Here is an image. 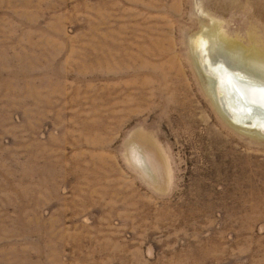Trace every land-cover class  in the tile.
<instances>
[{"label":"rangeland","instance_id":"374dc122","mask_svg":"<svg viewBox=\"0 0 264 264\" xmlns=\"http://www.w3.org/2000/svg\"><path fill=\"white\" fill-rule=\"evenodd\" d=\"M251 46L264 0H0V264H264Z\"/></svg>","mask_w":264,"mask_h":264},{"label":"bare ground","instance_id":"6f19581e","mask_svg":"<svg viewBox=\"0 0 264 264\" xmlns=\"http://www.w3.org/2000/svg\"><path fill=\"white\" fill-rule=\"evenodd\" d=\"M250 40L253 41L254 39L253 40L250 39ZM255 44L257 43L255 42ZM251 48H252L251 56H254V58L256 59H259V58L264 59L263 51H258V48L256 49V47H253V46H251ZM233 79L235 81H232V83L231 82L223 83L224 92H225L224 94L225 100L227 99L229 103H231L235 107L244 105L246 108H248V110L253 111L252 116L257 115V116H260L261 118H264V113H263L264 112V96L262 95V93L261 94L258 93L260 89L259 90L253 89V88L246 86L245 83H247V81L244 80L245 82L244 83L238 77L236 79L235 78ZM249 84H252V83H249ZM248 89H250V91ZM245 114L249 115L248 113H245Z\"/></svg>","mask_w":264,"mask_h":264}]
</instances>
